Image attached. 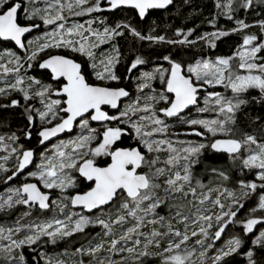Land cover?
<instances>
[{
    "label": "snow or ice",
    "instance_id": "1",
    "mask_svg": "<svg viewBox=\"0 0 264 264\" xmlns=\"http://www.w3.org/2000/svg\"><path fill=\"white\" fill-rule=\"evenodd\" d=\"M173 3L0 0V264H264V0L145 31Z\"/></svg>",
    "mask_w": 264,
    "mask_h": 264
},
{
    "label": "trees",
    "instance_id": "2",
    "mask_svg": "<svg viewBox=\"0 0 264 264\" xmlns=\"http://www.w3.org/2000/svg\"><path fill=\"white\" fill-rule=\"evenodd\" d=\"M214 8V0H174L173 5L167 11H159L158 14H154L148 17L146 22H143V27L145 31H147L148 26L155 21V23L159 26L161 34H167L171 36L176 28H184L187 29L189 27H196L199 25L200 27L197 29L198 31H211L209 25L207 24V19H210L215 14ZM238 17L240 19H244L248 23H253L257 19L264 18V16H260L256 13H238ZM84 18H77L81 21ZM137 26H141V22L137 21ZM217 25L223 28H230L235 26L233 21H228L224 19L222 16L217 19ZM257 29H250V31H256ZM240 41L239 34H234L228 37H224L221 40L217 41V48L215 50H205V54L215 55H230L231 52L235 49L237 43ZM119 44L122 51L131 50L134 45L132 42V38L128 37L127 40L124 38H120ZM121 72H123V66H121ZM254 111H258V108L254 109ZM0 114H2L3 118L7 120L8 127H0V134L9 130L17 131L20 127L23 126L24 120L23 117L19 115V112L16 111L15 114L11 113V110L8 113H4L3 110H0ZM241 123L244 124L246 121L241 120ZM26 147H35V141L32 143H28L27 141H23ZM21 179V178H20ZM20 180H15L9 185H17ZM4 183V176L2 178V182L0 185ZM243 211L241 212V214ZM14 214L9 217L2 213H0V222L8 221L13 218ZM93 232V230H91ZM231 231V229H229ZM94 234V232H93ZM227 238V234H225L224 239ZM222 242V241H221ZM218 242V243H221ZM78 246V244L73 243L71 246L65 245L64 243L59 244L58 246H47V251L49 254H56L62 252L65 247H69L71 251L74 247ZM25 254L27 259L29 258L30 252L25 249ZM237 259H242V257H238ZM33 264V262H32Z\"/></svg>",
    "mask_w": 264,
    "mask_h": 264
},
{
    "label": "rangeland",
    "instance_id": "3",
    "mask_svg": "<svg viewBox=\"0 0 264 264\" xmlns=\"http://www.w3.org/2000/svg\"><path fill=\"white\" fill-rule=\"evenodd\" d=\"M86 19V18H85ZM82 22V21H81ZM222 90V89H221ZM2 155H4V153H0V156H2ZM14 160H15V157H13L12 158V160L11 161H9L8 163H7V167H9V168H11L12 167V163L14 162ZM0 162H3V161H0ZM3 176H4V174L3 173H0V184H1V182H2V178H3ZM21 178V180L23 179V176L22 177H20ZM13 186H16V185H3V183H2V185H0V194H5L6 193V188L7 187H13ZM244 213H242L241 215H243ZM17 215H18V213H16V214H14V216H13V218L11 219V220H8V221H3V222H0V224H3V225H7V226H10L12 223H13V221L16 219V217H17ZM229 229H231V226H230V228ZM93 230V232L95 233V231H98V229H92ZM30 252V256H29V258H32V256L34 255L31 251H29ZM27 258V257H26ZM66 260H68V262H69V264H71V262H72V260H74V259H79V257H71V256H68V257H64ZM33 264H34V261H33ZM41 264H43V262H41Z\"/></svg>",
    "mask_w": 264,
    "mask_h": 264
},
{
    "label": "water",
    "instance_id": "4",
    "mask_svg": "<svg viewBox=\"0 0 264 264\" xmlns=\"http://www.w3.org/2000/svg\"><path fill=\"white\" fill-rule=\"evenodd\" d=\"M170 7H171V6H170ZM170 7H169V8H170ZM161 11H163V10H161ZM30 168H31V166H30ZM21 177H22V176H21ZM15 180H16V179H14V180H12V181H9L7 184L4 183V185H9V184H11L12 182H14Z\"/></svg>",
    "mask_w": 264,
    "mask_h": 264
},
{
    "label": "bare ground",
    "instance_id": "5",
    "mask_svg": "<svg viewBox=\"0 0 264 264\" xmlns=\"http://www.w3.org/2000/svg\"><path fill=\"white\" fill-rule=\"evenodd\" d=\"M3 185H4V183H3Z\"/></svg>",
    "mask_w": 264,
    "mask_h": 264
}]
</instances>
